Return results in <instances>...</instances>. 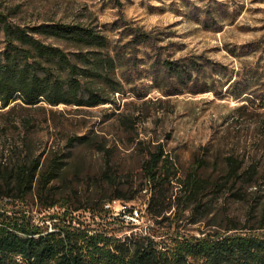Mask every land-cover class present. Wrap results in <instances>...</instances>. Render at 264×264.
Here are the masks:
<instances>
[{
  "label": "trees",
  "instance_id": "1",
  "mask_svg": "<svg viewBox=\"0 0 264 264\" xmlns=\"http://www.w3.org/2000/svg\"><path fill=\"white\" fill-rule=\"evenodd\" d=\"M16 13L0 9V109L13 103L93 108L116 105L115 97L126 95L117 73L123 61L97 26L54 21L27 24L16 20ZM146 38L137 33L127 44L133 47ZM160 69L178 81L202 72L194 61L163 60ZM225 75L224 96L242 99L237 112L249 103L250 112L261 116L259 124L264 127V76L259 80L251 77L263 86L254 95L237 90L231 72ZM136 119L121 114L119 123L130 129ZM132 142L142 150L137 183L133 176L113 170L112 148L85 135L69 137L68 150L61 154L43 157L27 150L13 162H0V264H264V171L256 162L245 165L242 159L224 156L223 166L213 178L201 174L207 163L195 159L181 176L164 144ZM75 143H86L104 155L94 191L98 198L91 195L84 206L70 205L69 198L58 196L53 184ZM106 189L113 194L107 195ZM142 192L148 195L143 209L152 222L148 232L116 236L107 228L89 229L80 216H73L88 212L92 219H103L112 201L132 202ZM28 200L46 211L58 203L64 208L50 218V231L46 225L32 222L25 212L7 209L8 205H27ZM219 200L242 204L243 217L217 209ZM184 220L203 226L199 236L176 231L175 222ZM126 225L135 227L131 222Z\"/></svg>",
  "mask_w": 264,
  "mask_h": 264
},
{
  "label": "rangeland",
  "instance_id": "2",
  "mask_svg": "<svg viewBox=\"0 0 264 264\" xmlns=\"http://www.w3.org/2000/svg\"><path fill=\"white\" fill-rule=\"evenodd\" d=\"M0 9L16 10V20L27 24L54 21L97 26L123 61L117 73L126 91L125 96L115 97L116 105L77 109L13 103L0 109L1 163L13 162L27 150L43 157L61 154L68 150L69 137L85 135L112 148L113 170L133 176L136 183L142 150L135 148L132 139L164 144L181 176L195 159H201L207 163L201 174L214 178L227 155L242 159L245 165L256 162L264 171L261 116L250 112L249 103L237 112L242 99L224 96L226 72L235 76L239 91L255 95L258 87L263 88L251 77L264 76V0H0ZM137 33L146 34V41L128 45ZM163 60L198 62L202 72L178 81L162 73ZM121 114L137 117L135 127L121 125ZM69 150L53 184L58 196L69 198L70 205L84 206L91 195L98 198L94 191L104 155L86 143H75ZM106 190L107 195L113 194ZM147 197L142 192L132 202L112 201L103 219H92L88 212L73 216H80L89 229L107 228L116 236L148 232L152 222L143 215ZM216 208L238 218L245 212L242 204L222 200ZM7 209L25 212L48 231L53 224L50 218L64 210L59 203L47 211L39 209L31 200ZM129 209L138 216L130 219ZM181 222H175V227L182 235L199 236L203 229Z\"/></svg>",
  "mask_w": 264,
  "mask_h": 264
},
{
  "label": "built area",
  "instance_id": "3",
  "mask_svg": "<svg viewBox=\"0 0 264 264\" xmlns=\"http://www.w3.org/2000/svg\"><path fill=\"white\" fill-rule=\"evenodd\" d=\"M123 207H125V206H123ZM129 215H130V219H134V217L138 216V212L136 210L135 211L131 210V213Z\"/></svg>",
  "mask_w": 264,
  "mask_h": 264
}]
</instances>
